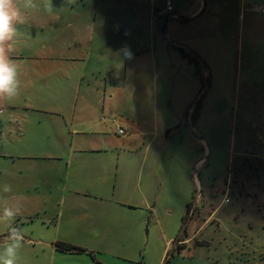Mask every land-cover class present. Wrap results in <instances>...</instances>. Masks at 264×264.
Returning a JSON list of instances; mask_svg holds the SVG:
<instances>
[{
	"label": "crops",
	"instance_id": "0c3cea01",
	"mask_svg": "<svg viewBox=\"0 0 264 264\" xmlns=\"http://www.w3.org/2000/svg\"><path fill=\"white\" fill-rule=\"evenodd\" d=\"M163 1L34 0L36 7L25 11L12 56L20 66V94L0 101V196L19 200L24 211L11 226L0 225V239L8 240L14 227L24 233V247L36 243L37 259H53L62 243L85 251L69 255L89 253L99 264L95 255L146 264L153 188L162 187L174 160L183 163L167 146L181 145L175 134L182 125L194 136L197 124L204 127L200 105L190 119L191 101L219 98L236 112L241 85L253 63L260 68L264 60V16L258 21L249 10L264 0H169L173 16L159 21ZM125 46L131 58L119 53ZM179 49L200 62L199 76ZM151 67L160 84L168 77L174 88L177 82L183 123L176 110L174 117L148 118L151 101L159 99L156 88L153 99L147 95ZM203 159L194 163L198 170ZM4 184L10 193H3ZM206 205L207 220L215 208L205 203L202 211ZM193 235L172 242L187 244Z\"/></svg>",
	"mask_w": 264,
	"mask_h": 264
},
{
	"label": "rangeland",
	"instance_id": "374dc122",
	"mask_svg": "<svg viewBox=\"0 0 264 264\" xmlns=\"http://www.w3.org/2000/svg\"><path fill=\"white\" fill-rule=\"evenodd\" d=\"M254 14L258 21L264 16L257 11ZM260 64L256 68L253 63L252 74L245 86L241 85L236 112L231 111L229 101L219 98L209 100L200 95L191 101L193 106L199 102L203 108L198 123L204 127L197 124L194 134L204 144L198 145L197 138L182 125V130L175 134L177 140L182 136L181 145L167 146V151L175 149L178 156L182 154L183 163L181 166L179 160H174L169 171L167 167L162 187L156 182L153 188L147 211V241L142 250V256L144 252V257L147 256L146 264H157L163 250L160 264H264V60L261 58ZM156 71L151 67V79L147 71V95L153 99L155 88L159 95L158 100L151 101L148 118L156 116L160 121L164 114L172 113L174 117L176 110L183 123V113L176 105L177 82L174 88L173 77H168L160 84L161 75ZM157 73L159 78L155 80ZM179 118L173 127L178 125ZM166 130H161L160 135L164 136ZM202 156L205 163L198 170L194 163ZM167 157L171 156L164 155L169 164L171 160ZM211 186L212 195L208 196ZM188 203L197 210H193L195 213L186 221L182 233L181 220ZM205 203L215 208L207 220L211 209L206 205L202 211L201 205ZM180 233L181 239L194 235L187 244L172 242ZM7 241L0 239V245ZM35 245L30 241L27 247H22L18 264H99L92 261L89 253L71 256L73 253L57 251L53 259H37L33 254ZM95 256L102 264H123Z\"/></svg>",
	"mask_w": 264,
	"mask_h": 264
},
{
	"label": "clouds",
	"instance_id": "9594fccd",
	"mask_svg": "<svg viewBox=\"0 0 264 264\" xmlns=\"http://www.w3.org/2000/svg\"><path fill=\"white\" fill-rule=\"evenodd\" d=\"M36 7L34 0H0V101H14L20 94V66L12 56L16 50L18 25L24 22L26 10ZM51 11V6H47ZM125 58L132 53L127 46L119 50ZM3 193H10L12 187L4 184ZM24 211L19 201L0 204V225L11 226ZM24 233L10 227L8 243L0 245V264H18L19 253L23 247Z\"/></svg>",
	"mask_w": 264,
	"mask_h": 264
},
{
	"label": "trees",
	"instance_id": "16d2710c",
	"mask_svg": "<svg viewBox=\"0 0 264 264\" xmlns=\"http://www.w3.org/2000/svg\"><path fill=\"white\" fill-rule=\"evenodd\" d=\"M179 52L181 54V56L187 60L188 64L192 65L195 69V75L196 76H199V73H198V70H199V63L196 61L195 58L191 57L188 53H186L185 51L179 49ZM198 109H199V102H197V104H195L193 107H192V110H191V113H190V119L193 121L197 114H198ZM185 214L184 216L182 217V220H181V227H180V230L183 231L185 230V223L188 219V215H189V212H190V209H191V203L187 204L186 207H185ZM178 240L180 239V236L178 237ZM57 251L59 252H75V253H83L85 252L83 249L81 248H77V247H74V246H71V245H67V244H62V243H57L55 245ZM181 245H178V248H180ZM167 256V254H166Z\"/></svg>",
	"mask_w": 264,
	"mask_h": 264
},
{
	"label": "built area",
	"instance_id": "2783aa9c",
	"mask_svg": "<svg viewBox=\"0 0 264 264\" xmlns=\"http://www.w3.org/2000/svg\"><path fill=\"white\" fill-rule=\"evenodd\" d=\"M249 10L250 11H254V12L257 11V12H260L261 14H264V3L259 8L258 7H256V8L255 7H250ZM156 16H157V18H158L159 21H163L166 16H173V4H172V2L169 1V0L163 1L162 7L159 10H157V12H156ZM197 62L200 64L199 61H197ZM199 68L203 69V67L200 66V65H199ZM204 80H205V77H204ZM204 80L202 81L203 88L206 85L205 84L206 82ZM191 110H192V108H191ZM117 133L119 135H122L123 134L122 129H118L117 130Z\"/></svg>",
	"mask_w": 264,
	"mask_h": 264
},
{
	"label": "water",
	"instance_id": "95a60500",
	"mask_svg": "<svg viewBox=\"0 0 264 264\" xmlns=\"http://www.w3.org/2000/svg\"><path fill=\"white\" fill-rule=\"evenodd\" d=\"M196 59V58H195ZM197 60V59H196ZM168 133H169V131H166L165 133H164V138L166 139L167 138V135H168ZM195 203V202H194ZM195 205L194 204H192L191 205V209H190V212H189V215H188V219L187 220H189V218H190V216H191V214H192V212H193V210H194V207Z\"/></svg>",
	"mask_w": 264,
	"mask_h": 264
},
{
	"label": "flooded vegetation",
	"instance_id": "af4514ba",
	"mask_svg": "<svg viewBox=\"0 0 264 264\" xmlns=\"http://www.w3.org/2000/svg\"><path fill=\"white\" fill-rule=\"evenodd\" d=\"M196 210H197V209H196V208H194V211H196ZM194 211H193V212H194ZM194 213H195V212H194ZM194 213H193V214H194ZM198 213H199V212H198ZM180 237H181V234H180Z\"/></svg>",
	"mask_w": 264,
	"mask_h": 264
}]
</instances>
